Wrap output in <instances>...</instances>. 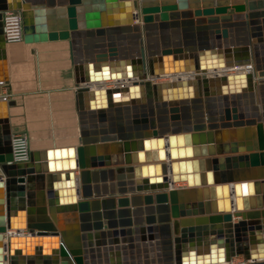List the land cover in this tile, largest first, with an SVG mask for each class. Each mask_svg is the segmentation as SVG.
Here are the masks:
<instances>
[{
    "label": "water",
    "instance_id": "obj_1",
    "mask_svg": "<svg viewBox=\"0 0 264 264\" xmlns=\"http://www.w3.org/2000/svg\"><path fill=\"white\" fill-rule=\"evenodd\" d=\"M12 9L22 13L26 43L68 39L88 29H134L138 43L129 59L118 57L115 44H105L75 67L83 85L77 147L36 151L29 162H13L6 111L13 103L0 99V264H88L102 245H115L117 255L128 247V238L120 242L101 218L69 240L64 218L77 220L90 205L78 203L77 168L85 198L101 193L92 190L91 169H101L95 172L104 182L108 173L112 180L117 175L121 192L161 190L168 264H264V176L258 171L264 166V0H0V48L3 11ZM181 24L189 32L185 42ZM196 27L210 31L212 40L197 43ZM158 31L173 37L155 43ZM219 69L225 72H214ZM179 73L194 75L158 81ZM126 78L132 83L104 84ZM180 182L187 186L176 187ZM25 214L26 223L17 221ZM156 223L152 213L151 239ZM128 232L132 236V228ZM239 255L244 261L234 263Z\"/></svg>",
    "mask_w": 264,
    "mask_h": 264
},
{
    "label": "crops",
    "instance_id": "obj_2",
    "mask_svg": "<svg viewBox=\"0 0 264 264\" xmlns=\"http://www.w3.org/2000/svg\"><path fill=\"white\" fill-rule=\"evenodd\" d=\"M46 19L48 23L51 21L48 16ZM242 31L239 30L238 33L242 34ZM188 33V30L181 24L179 39L185 42ZM193 34L197 43L205 39L212 40L210 31L205 32L196 27ZM155 36L158 39L155 38L154 42L162 43L164 36L173 37V32L158 31ZM2 37L4 38V34ZM146 39V35H144L145 46ZM4 41V46L0 48V99L13 103L7 106L6 110L11 134L25 133L29 138L31 153L53 148L77 147L82 143L78 89L83 85H78L76 82L75 67L85 64L93 58L105 44L108 48L110 44H115L118 57L129 59L136 52L138 43L137 33L134 29L106 30L102 33L98 29H88L75 32L73 37L68 39L34 43H26L24 39L17 42H7L5 39ZM260 58L261 65L264 66V48L260 49ZM2 80H7V83H1ZM122 83L130 84L131 82ZM105 85L114 86L115 83L108 82ZM91 87L95 88L96 86L93 84ZM220 107L221 105L218 103L212 104L210 108L215 111ZM3 109L0 106V112ZM239 154L241 153L228 155ZM110 155L111 161L116 160V152L111 150ZM118 167L112 165L114 169ZM106 169L110 170V166H107ZM95 170L101 169H91L92 190L97 192L99 189L101 193L98 196L92 195L86 198L82 193L81 170L77 168L74 171L79 178L78 203L80 200H88L90 205L88 210L84 211V215L78 211L77 220L71 214L64 218V226L68 231L69 240L75 242L77 231L82 232L83 225L93 227L101 218L106 225V230L110 228L117 231L118 234L115 238H118L120 242L124 236L128 238V247L120 249L121 254L117 255L115 245L113 250L105 249L102 245L94 252L95 262H93L91 254L89 255L88 264H168L170 261L168 235L160 222L164 210L159 206L157 199L161 190L121 192L117 175L112 180L108 173L107 181L104 182L103 174L100 171L95 172ZM258 171L264 176V166H260ZM48 174L46 173V176ZM1 175L3 173L0 169ZM58 181L64 182V179ZM175 186L182 188L187 185L176 183ZM149 194H152L154 198L151 203L145 199ZM137 196H141L143 200L137 199ZM123 198H128L129 202H120ZM103 199H109V201L103 203ZM112 199L115 200V205H113ZM97 200H99V206L95 203ZM151 204L155 206L154 212L149 207ZM99 212L101 215H98ZM152 213L156 216V224H158L153 231L155 234L153 239L150 238L151 233L148 231L149 217ZM78 215L80 216L78 217ZM26 218L25 214L17 217V221L26 223ZM129 218L133 220L131 225L128 224ZM238 220L239 218H233L234 222ZM110 221L116 222V226L111 227ZM129 227L132 228V236L128 232ZM125 230V234H122V231ZM93 231L95 230L93 229ZM25 233L28 231L26 230ZM105 237L108 239L109 235L107 234ZM112 252L113 255H111ZM243 261V255L233 258L234 263Z\"/></svg>",
    "mask_w": 264,
    "mask_h": 264
},
{
    "label": "built area",
    "instance_id": "obj_3",
    "mask_svg": "<svg viewBox=\"0 0 264 264\" xmlns=\"http://www.w3.org/2000/svg\"><path fill=\"white\" fill-rule=\"evenodd\" d=\"M4 39L7 42H17L24 39L23 16L20 10L3 11ZM247 69L251 66H244ZM13 162L26 163L31 160L29 138L25 133L11 135Z\"/></svg>",
    "mask_w": 264,
    "mask_h": 264
},
{
    "label": "bare ground",
    "instance_id": "obj_4",
    "mask_svg": "<svg viewBox=\"0 0 264 264\" xmlns=\"http://www.w3.org/2000/svg\"><path fill=\"white\" fill-rule=\"evenodd\" d=\"M240 68H245V67H238V69L237 68L236 69H230L228 72L229 73L230 72H234L235 70H241V71H246L247 70V69H240ZM214 72L217 73V74H221V73H223L225 71L222 70V69H219L218 71H214ZM214 72H209L208 74H213ZM190 75L193 76L194 74L193 73H191V74H182V73H179L178 75H169L168 74V75H163L161 78L158 79V81L159 82H168V81L173 80V79H176V78H184L185 76H190ZM164 80H168V81H164ZM125 81H130L132 83V80H130L128 78L124 79L123 81H121V80L120 81L112 80V81H108V82H114L115 85H116L117 83L121 84L122 82H125ZM108 82H106V83H108ZM106 83H104V84H106ZM95 86H96V84H95ZM180 183H185V182H180ZM175 185H176V183H175Z\"/></svg>",
    "mask_w": 264,
    "mask_h": 264
}]
</instances>
